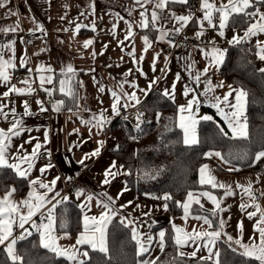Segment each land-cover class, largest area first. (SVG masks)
<instances>
[{
  "label": "snow or ice",
  "instance_id": "6c2138e0",
  "mask_svg": "<svg viewBox=\"0 0 264 264\" xmlns=\"http://www.w3.org/2000/svg\"><path fill=\"white\" fill-rule=\"evenodd\" d=\"M11 0H0V9H7L5 15H15L16 13L9 9ZM188 5L189 0H132V3L125 7V15H121L119 12H108L107 14L113 19L111 21V27L106 29L113 38L117 37V29L122 22L124 27L122 29L124 33L123 40L118 39L117 44L121 47V51L128 55L134 64H139L144 60V55L141 54L137 59L135 54V46L132 44L131 50L128 51L125 47V42H132L135 36L134 29H138L144 32L142 35L143 52L146 53L153 45L154 42L167 43L169 47L178 48L180 45L175 42V36L182 33L183 29L189 24H197L199 30L195 33L196 39H200L205 32V24L209 28L217 29L220 36H224L225 29L230 25L237 22V19L243 21L246 25L243 34H235L232 39L228 41L229 44L234 46H241L249 42L253 37H258L260 34H264V0H227V2H221L216 4L215 0H200V8L197 10L202 13L200 17H196L194 11L189 8L187 14H177L171 10L172 5ZM167 10V11H166ZM138 12V15H134ZM88 17L92 19L88 23H84ZM67 14L61 17V20H65ZM83 18V19H81ZM103 20V16H98L96 11V0H89L87 9L85 12H80L78 17L73 20H69V27L64 28V31L73 30L74 37L79 34L81 30H90L94 33L98 31V22ZM35 27L29 31L35 33L39 31L44 34L43 25L33 18ZM165 24H171V28H165ZM178 25V26H177ZM74 26V27H72ZM19 30L18 22L14 25L3 26L0 25V33L7 36L9 33L15 34ZM152 33H156L153 37ZM187 39V37H185ZM21 38V43H23ZM15 38L6 41H0V86L6 88L3 93H0V122L7 124V127H0V172L5 169L11 170L17 177L28 180L30 191L27 193V197L16 201L13 199V194L17 191L15 187L5 188L4 195L0 197V246H3V251L6 254V261H10L11 264H36L34 255L32 253H21L17 248V244L20 240H24L27 237L33 235L34 229L39 234L38 245H33V248H43L49 253L54 254L56 257H64L71 264H89L90 253L87 250H82L80 246H88L92 251H99L100 253L108 256L109 254V229L110 226L115 227L118 223L121 228L128 229L130 232V238L135 242L137 246L136 255L143 256L152 251L153 245L159 247L163 252L165 248V236L166 232L160 230L157 234L151 233L144 234L141 229L143 227L140 222L133 218L131 214H123L122 209L127 205H120L117 207V198H113L107 191L101 192H88L86 189H78L75 193L77 201L84 198L83 202L77 203L76 208L82 214V231L79 232L75 241V245L70 247L61 246L58 241L67 237V233L63 236L57 234V209L62 208L61 215L59 217V227L65 229L68 226V221L64 214L68 212V209L64 207L69 202L67 195H62L61 191L57 190V182L61 177L56 176L50 181L46 180L48 171L54 167L51 163V151L46 147L49 143V132L44 130V140L40 141L38 137L31 136L33 131H40L41 126H37L35 129L28 127L25 123L26 117H31L34 113L31 110V104L28 99L21 100V106L23 111L17 110L16 101L11 99L13 95L18 97L32 96L37 92V88L33 85L38 80V88L43 91L47 98L48 103L51 105V109L55 112H61L67 107L69 112H73V107L68 106V102L75 107L77 111L80 109V100L83 97L80 95L79 89L83 87V82L77 79L78 71L71 63L62 65L57 73L51 65H38L35 69L36 79L33 77V69L27 67L29 60L27 56H21L19 67H26L28 76L23 80L18 81L17 86L13 84V73L17 69L16 55H15ZM95 43L94 39H87L84 41L82 47L88 49L89 46ZM106 48L107 45H104ZM46 49L42 50L45 51ZM200 52L208 61V66L200 70L196 68V61L190 56L178 57L185 63L184 71L187 73L190 84L184 86V96L191 98L186 100V104L179 107V127L183 131L182 143L185 146L192 147L200 143L196 127L201 121H211L215 123L217 128V136L221 140L233 141L237 139L247 140L249 138L248 131V119L246 116V106L248 105L249 92L245 90L243 86L233 87L228 85V91L223 95H216L217 88H223V82L214 84L209 76V69L219 67L225 63L226 49H221L215 46L214 42L209 45L200 46ZM103 52L100 53L102 55ZM161 52H157L153 57L152 68L155 71L156 61L160 58ZM97 53L93 52V57ZM255 55L260 61H264V41L257 39L255 45ZM123 59V57H121ZM169 57L165 56V64L169 62ZM119 66V65H117ZM108 67H112L111 64ZM137 71L143 75L141 68H137ZM167 67L162 70L166 71ZM90 73H94L95 69L88 70ZM132 69L123 74V78L117 79L110 77L113 80L111 87L106 86L102 80L93 76L92 79L98 87L99 93L107 92L111 96V116L108 115L107 109H100L99 112L90 110L86 105L84 111L88 112L87 118L79 117L80 123L88 128L91 135L92 130L96 129L97 134L104 129V127L111 123L113 116H120L122 110L129 108H136L137 105L142 103L141 98L137 95L136 91H127L128 88L135 89L137 86L134 81H129L127 77L132 74ZM259 73L264 74V68L258 69ZM182 78L180 72L176 73L175 81L173 82L171 90L165 89L163 96L174 100V91L176 83ZM160 77L151 81L149 84V90L155 85ZM264 81V75L261 77ZM54 80L56 81L54 83ZM203 84V91H199L200 85ZM51 87H48V86ZM192 85H195L193 87ZM144 95H148V91L139 89ZM59 94L62 98L56 99L55 95ZM200 96H203L205 101L210 104L212 108H215L216 115L227 125L228 131L220 125L219 122L214 121L212 115L198 116L200 108ZM231 98V99H230ZM36 104L39 107L41 113L48 111L45 105V101L36 99ZM76 114V113H73ZM142 113L137 110L136 112V124L134 129L136 132H141V125L144 121L141 119ZM127 119V117H124ZM74 132L78 134L79 130L74 129ZM25 133L29 134L28 140L18 147H14L13 141L15 138H19ZM231 133V135H229ZM138 137L133 136L132 139ZM33 141L35 143L33 144ZM103 141H98L99 147H97L90 154L85 156L79 161L81 165L84 164L85 159L91 157H97L100 155V150L103 147ZM24 144H31V152L25 149ZM80 145L77 144L76 147ZM46 156L47 162L39 167V176L30 178L31 174L36 168L37 161L41 156ZM205 159H218L221 166H228L229 172L239 171L233 164V160L247 159L248 152H237L233 147H229L227 152L218 150L216 144L208 150L202 153ZM264 160V146L259 151H256L252 155L249 166L255 165L257 162ZM175 166L178 169L184 168V161L178 158L175 161ZM163 171V169L154 168L151 171H145V176H151L155 178L156 175ZM129 173L123 170V165H118L116 161H113L109 168L104 172V179L101 182L102 185L111 184L118 175H128ZM66 180L71 181L72 177L69 176ZM260 180V176H257V183ZM199 184L207 186L206 190L199 192L188 191L186 199L183 203L175 201L177 207L183 210V216L181 219L185 221V226L181 227L172 223V236L174 247L177 249L178 255L183 258L187 255L196 257L198 252L204 250L207 251V255H201L198 264H231V262L225 259L226 253L219 247V242L223 240L224 244L234 254H239L244 258L242 264H248L249 259L258 261V264H264V208L257 203L260 197H264V191L257 195L254 191L252 182L249 181L247 186L242 184H236L235 188L231 184L221 183L217 180L216 176L212 174L208 163H204L199 168ZM221 189L223 195H216L212 190ZM239 195L241 203L239 205L242 212H245L248 219L256 218V224L254 233L259 234V242L254 238L250 239L248 243L242 242V239L234 238L232 235L225 232L226 221L222 217V213L228 210L227 206H224L225 200L229 197ZM124 191H127L125 187ZM153 199H162L165 203L163 205L164 210L168 209V202L173 200V196L165 192L162 196H153ZM96 202V205L101 209L100 215L89 216L86 214L92 201ZM203 201L209 202L212 207L206 208ZM251 202V204H250ZM131 203V202H129ZM193 205H197L198 209L193 210ZM249 206L253 209L248 211ZM139 207V206H137ZM39 214L40 221L37 222L34 217ZM147 216L149 213H143ZM189 219L200 222L199 226L193 225L191 231H187ZM30 225V228L26 227ZM151 224L148 227L151 228ZM14 228L20 230L18 235H14ZM243 235V228L241 225V236ZM195 245L194 250L191 253H186L183 249L188 246ZM47 260L49 257H44ZM138 264H156L155 259H142L138 261ZM163 264H168L167 261Z\"/></svg>",
  "mask_w": 264,
  "mask_h": 264
},
{
  "label": "crops",
  "instance_id": "0c3cea01",
  "mask_svg": "<svg viewBox=\"0 0 264 264\" xmlns=\"http://www.w3.org/2000/svg\"><path fill=\"white\" fill-rule=\"evenodd\" d=\"M196 1L197 3H192L191 0H189L190 5L184 6L182 8H173L171 6V10L175 11L179 15L187 14L189 8H191V10L194 11L195 16L200 17L202 13L197 11L200 8V0ZM88 3L89 0H11L8 7L16 13L15 15L6 16L5 13L7 9H0V25H14L17 22L19 24V30L15 34L9 33L7 35L9 38H6L7 36L0 33V41L11 40L13 38L16 40L15 62L17 64V69L13 73V84H17V86L22 87L23 85L18 84V81H21L26 76H28L26 67H19L20 58L21 56L25 55L29 60L27 67H31L33 69L32 79L34 80L36 79L35 69L41 64L51 65V67L56 70L57 73L59 72V69L62 65H66L68 63H71L77 70L83 69V71H78L77 75V79L83 82V87L79 89L80 95L83 97V99L80 100L79 111H77L69 101L68 106L73 107V112H69L67 107L61 112H55L51 109L52 122L50 124H36L32 116L25 118V123L28 127L35 129L37 126H41L40 131H33L30 134L31 136L38 137L41 142L44 140V130L47 129L49 132L50 142L47 143L46 147L51 151L50 159L54 167L48 171L45 178L47 181H50L56 176L61 177V179L57 182V190L61 191L62 195H67L69 197V201H72L76 204L84 201L83 197L80 201H77L75 196L76 191L81 188L86 189L88 192L98 193L101 191H107L108 194L113 198H117L118 194L123 193L122 195H119V198L117 199V207L120 205H127V207L121 210L123 214L130 213L131 216L137 220H139V217L144 212L154 214V218L151 222H149L153 225V229L151 230L148 226H146L147 223H145L141 229L144 234L151 233L155 235L154 227L164 223H175L176 225L183 227L178 220L181 216L171 217L168 209L164 210L163 205L165 202L162 199H158L159 202H144L139 199L127 185V175H118L114 180H112L111 184L102 185L101 182L104 179V172L107 168H109L113 161H116L118 165H123L117 161L113 155V151L117 147V138L115 136L114 127L115 122L118 119H121V115L113 116L111 123L106 125L104 129L99 132V134H97L96 129H93L91 135L89 134L88 128L80 123L79 117H88L89 113L84 111L85 105L94 112H99V110L102 108L107 109L108 115L111 116V96L107 92V88L105 93H99L98 87L93 81L92 77L96 76L98 79L102 80L106 86L111 87L113 80L110 79V77L121 79L123 78V74L128 72L129 69H132L133 71L132 74L127 77V79L129 81H134L137 87L132 89L128 88L126 85L125 88L129 92L136 91L142 102L152 90H158L162 93L165 89L171 90L173 82L176 78V73L180 72L182 78L176 83L175 91L173 93L174 100H172L177 105L179 110V107L186 104V100L191 98V96L186 98L183 94L185 84H190L191 81L188 79L187 73L184 71V61L178 59V57L190 56L196 61V68L202 70L208 66V61L200 52V46L209 45L211 42H214L216 47L227 50L229 47L234 46L229 44L228 41H230L235 34L242 35L241 29H238L239 32H232L234 34H229L227 35V38H222L223 40H221L218 30L209 28L207 24H205L206 30L204 35L198 40L196 39L195 33L199 30V26L197 24L189 23L183 30H187L188 33L194 37L196 41L195 44H193L190 48H176L171 54H168L165 51V43L159 42H154L152 47L146 53H144L141 39L144 32L134 29V32L136 33L134 39L132 42L126 41L125 47L128 51H130L132 44L134 43L136 58L138 59L141 54L144 55V60L137 65L132 62V59L128 55H125L121 51V47L117 44L118 39L123 40L124 38V33L122 31L124 27L123 23L121 22L117 29L116 38H113L112 35L105 31L111 27V21L113 19L107 13L119 12L121 15L126 16L124 9L126 6L132 3V0H96L97 15L103 16V20L98 22V31L96 33L90 30H81V32L74 37L73 30H69L67 32L64 31V28L69 27V20H73L74 18L78 17L80 12L86 11ZM65 14H67V18L65 20H61V17ZM134 15H138V12ZM33 18L35 21L43 25L44 34L37 31L36 33L39 34L42 39L40 42L36 43L33 48L29 49L25 44V33L30 32L29 30L35 27ZM91 19L92 17H88V19L84 20L83 22L88 23ZM171 27V24H165V28ZM153 35L155 36L156 33H153ZM21 38L24 41L23 43H21ZM87 39H94L95 43L89 46L88 49H84L82 45ZM104 45H107V47L105 48ZM44 49L46 50L42 51ZM161 51L162 54L156 61L155 71H153V57L157 52ZM93 52L97 53L95 57H93ZM101 52H103L102 55H100ZM165 56L170 58L167 66L165 64ZM121 57H123V59H121ZM109 64H111L112 67H108ZM221 66L219 69H209V76L213 83L216 84L223 82L224 84L223 88L216 89V95H223L228 91L227 86L229 84L226 83L222 78ZM260 66V60L257 58V67L259 69L264 68ZM166 67L167 70L162 71ZM91 68L95 69L94 73H90L88 71ZM137 68H141L144 74L141 75V73L136 70ZM157 77H160V79L149 90V84ZM55 82L56 81L54 80V83ZM33 86L37 88V92L34 95L24 97L13 95L11 97V99L16 101V107L18 111H23L21 106L22 99H28L30 101L31 110L34 112L39 111V107L35 102L36 99H40L38 94H41L47 98L46 94L39 90L38 80H36V84ZM192 86L195 87V85ZM48 87L51 86L49 85ZM139 89L148 91V95L144 96L139 91ZM5 90V87L0 86V93H3ZM199 91H203V84L200 85ZM55 98L60 99L62 97L57 93ZM199 98L201 104L197 115H212L215 119L213 114L204 111V107L212 109L215 113V116H217L215 108H212L210 104L205 101L203 96H200ZM140 105H137V107L134 109L139 108ZM180 115L181 114L179 112V116ZM217 117L220 119L219 116ZM222 123L224 124L223 121ZM0 127L6 128L7 124L0 122ZM224 127L225 130L228 131L226 124H224ZM74 129L79 130L78 134L74 132ZM229 134L231 135V133ZM28 138V133H25L19 138H15L13 141L14 147H18L19 145L23 144L24 141L28 140ZM98 141L104 142L103 147L100 150V155L85 159L84 164L81 165L79 161L85 156V154H90L97 147H99ZM34 143L35 141H33V144ZM77 144L80 146L76 147ZM24 147L27 149V151L31 152V144H24ZM47 159L48 158L46 156H41V158L37 161L36 168H34L30 178H35L40 175L38 169L47 162ZM212 163H216L215 159ZM224 167L220 165L217 166V168H222L224 170H226L228 166ZM123 170L127 172L124 165ZM69 176L72 177L71 181L66 180V178ZM26 181L28 183L29 192V182L28 180ZM125 187L127 188V191H124ZM27 193L25 195H20L15 192L13 194V199L20 201L27 197ZM214 194L219 195L215 192ZM3 195L4 193H0V197ZM202 203L205 204L206 208L212 207V205L207 201L202 200ZM100 211L101 209L96 205L94 200L91 202L86 214L89 216L94 215L98 217L100 215ZM34 219L39 222V214L34 217ZM26 227L30 228V225H26ZM17 230L19 229L14 228V235ZM30 230H32L33 234H36L39 238V234L36 233L34 229ZM186 230L189 231L188 229ZM57 234L60 236L64 235V233L61 232H57ZM256 235L257 237L259 236L257 233ZM77 237L78 236L72 237L68 234L66 238L60 239L58 243L63 247H70L75 245ZM80 247L82 250L89 251V253L92 251L86 245ZM194 248L195 245L191 247L186 246L183 251L186 253H191ZM160 252L161 251L159 247L154 244L152 251L144 259H156ZM201 255L206 256L207 251L204 250L202 252H198L196 257L200 258ZM187 257L192 256L187 255ZM68 263L71 264L69 261Z\"/></svg>",
  "mask_w": 264,
  "mask_h": 264
},
{
  "label": "trees",
  "instance_id": "16d2710c",
  "mask_svg": "<svg viewBox=\"0 0 264 264\" xmlns=\"http://www.w3.org/2000/svg\"><path fill=\"white\" fill-rule=\"evenodd\" d=\"M197 3L196 0H191ZM188 5H172L173 8H182ZM243 21L237 19V22L230 25L228 29H245ZM152 36L154 37L153 33ZM257 67V57L255 55V44L245 43L241 46H231L227 49L225 63L221 66V75L226 83L232 86H243L249 92L246 114L248 119L249 138L247 140L237 139L233 141L221 140L217 136L215 123L211 121H201L197 125V134L200 139L198 145L188 147L182 143L183 131L179 127V110L177 105L169 98L163 96L158 90H152L139 106V109L145 112L144 123L141 125V132H136L134 126L129 122L118 119L115 122L114 132L117 138V147L113 155L117 161L124 165L127 172L126 183L133 193L142 201L159 202L153 199L155 194L170 193L173 200L168 202V211L171 217L182 214V209L177 207L175 201L181 203L186 199L188 191L206 190L207 186L199 184V168L202 164L210 160L205 159L203 152L208 151L213 144H216L218 150L227 152L229 147L237 152L247 151V159L233 160V164L239 171L235 173H255L264 172V160L249 166L253 153L259 151L264 146V81L261 77L264 74L259 73ZM204 111L214 115V121L224 124L215 116L212 109L204 107ZM225 128V127H224ZM230 135V134H229ZM133 136L138 137L132 139ZM181 158L184 161V168L178 169L175 161ZM163 169L153 179L151 176H145V171L152 169ZM225 171L222 168H218ZM15 187L17 193L25 195L28 192V183L25 179L17 177L11 170L5 169L0 172V193H4L5 188ZM220 193V190H212ZM76 203L69 201L64 207L68 212L64 214L68 221L65 229L59 227V217L62 208L57 209V232L67 233L72 237L78 236L82 231L81 213L75 207ZM194 206L193 210H197ZM160 230L166 232L165 248L157 256L156 264H198L199 258L183 257L178 255L174 247L171 223H164L154 227L155 234ZM109 254L105 256L99 251H90L89 264H138L148 256H137V246L130 238L128 229L121 228L118 223L115 227L109 229ZM39 238L36 234L20 240L17 248L21 253H32L36 264H69L66 258L56 257L43 248H33L38 245ZM219 247L226 253L225 259L231 264H242L244 258L239 254H234L221 240ZM44 257H49L45 260ZM0 264H11L6 261V254L3 247H0ZM210 264V262H209ZM248 264H258V261L249 259Z\"/></svg>",
  "mask_w": 264,
  "mask_h": 264
},
{
  "label": "rangeland",
  "instance_id": "374dc122",
  "mask_svg": "<svg viewBox=\"0 0 264 264\" xmlns=\"http://www.w3.org/2000/svg\"><path fill=\"white\" fill-rule=\"evenodd\" d=\"M221 2H225L226 3L227 0H215V3L217 5L220 4ZM244 30L245 29H241V34H243ZM183 31H186L187 34H189L187 30H183ZM232 32H239V31H238V29H228V28H226L224 36H221V40H223L222 38H227V35H229V34H234ZM190 36H192V35H190ZM257 39H259L261 41H264V34H260L258 37H253L249 42L250 43H254L256 45ZM225 40H227V39H225ZM260 63H261L260 67H264L263 66L264 61H260ZM51 122H52V120H51ZM215 161H216V163H212V162H214V159L213 160L211 159L210 162H208V164L210 166L212 174L216 176V178H217V180L219 182L225 183V184H231L233 186V188H235L236 184H242V185L247 186L249 181H251L253 189H254V191L257 192V195H259L260 192L264 191V172L260 173V174H255V173H235L234 171L229 172L227 170V168H226L227 171L226 170L225 171H221V170H219L217 168L218 165L221 166L220 162L218 161V159H215ZM222 167H224V166H222ZM224 169H225V167H224ZM258 175L260 176V180L257 183V176ZM218 190H220V193H218V194L219 195H223V190H221V189H218ZM236 191H237V195L236 196L229 197L224 202V206L225 207L230 206V207H228L227 211H225V212H223L221 214L222 217L226 221L225 232H227L228 234L232 235L234 238L242 239V242H244V243H248L249 240L253 239V238L257 242H259V236L257 237L256 233H254V228H255V224H256V218H253V219L250 220V219H248V217L245 214V212L241 211V209L239 207V205L241 203L239 190L237 189ZM162 195L163 194H155L154 196H162ZM257 203H259L260 206L262 208H264V197L259 198ZM250 204H251V202H250ZM194 206H196V205H193V207ZM252 210L253 209L251 208V206H249L248 211H252ZM149 214H151L153 216V218H154V214H152V213H149ZM179 216H181V217L183 216V210H182V214L179 215ZM181 217L178 220L182 224V226H185V221H183L181 219ZM199 223L200 222H197V221L189 219L188 226H187L186 229L191 231L192 226L195 225V226L198 227ZM148 224H151V223H147L146 226H148ZM241 225H242V228H243V235L242 236H241ZM152 226L150 228L151 230L153 229Z\"/></svg>",
  "mask_w": 264,
  "mask_h": 264
},
{
  "label": "built area",
  "instance_id": "2783aa9c",
  "mask_svg": "<svg viewBox=\"0 0 264 264\" xmlns=\"http://www.w3.org/2000/svg\"><path fill=\"white\" fill-rule=\"evenodd\" d=\"M185 37H187V39H185ZM6 38H9V36H7ZM41 37L39 34L32 33V32H28L25 33V44L27 48H33L36 43L41 41ZM175 42L178 43L180 45L179 48H189L191 45H193L195 43V40L192 36H190L189 34H187L186 31H182V33H180L179 35L175 36ZM175 48L173 47H169V45L167 43H165V51L168 54H171L174 51ZM39 98L43 101H45V105L48 108V111L45 113H41L40 111H34V115L32 116L34 119V122L36 124H50L51 123V105L48 103V98H45L43 95L38 94ZM137 110H139V112L142 113L141 119L144 120L145 119V112L139 108L134 109V108H129L127 110H122L121 112V119L122 120H126L128 121L132 126H134L136 124V112ZM124 117H127V119H124ZM153 219V216L151 214L144 216L141 215L139 217V222L140 224L144 225L145 223H149L151 222ZM20 233V230H17V232L15 233V235H18Z\"/></svg>",
  "mask_w": 264,
  "mask_h": 264
}]
</instances>
